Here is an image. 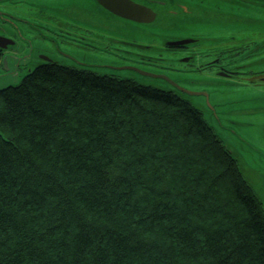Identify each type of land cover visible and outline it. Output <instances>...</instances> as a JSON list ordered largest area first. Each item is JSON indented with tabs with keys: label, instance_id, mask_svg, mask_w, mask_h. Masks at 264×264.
<instances>
[{
	"label": "trees",
	"instance_id": "16d2710c",
	"mask_svg": "<svg viewBox=\"0 0 264 264\" xmlns=\"http://www.w3.org/2000/svg\"><path fill=\"white\" fill-rule=\"evenodd\" d=\"M0 264H264V207L188 103L48 65L0 92Z\"/></svg>",
	"mask_w": 264,
	"mask_h": 264
},
{
	"label": "flooded vegetation",
	"instance_id": "af4514ba",
	"mask_svg": "<svg viewBox=\"0 0 264 264\" xmlns=\"http://www.w3.org/2000/svg\"><path fill=\"white\" fill-rule=\"evenodd\" d=\"M131 1L150 8L156 15L154 22L138 25L125 21L109 14L97 0L94 2L99 6L98 13L87 12L85 23L83 16H78L76 22H70L67 18L41 12L0 10L2 20L18 30H0L1 37L14 42L13 46L4 50L3 55L22 58L25 55L22 49L29 47V44L30 47H63L32 53L31 60L35 59V69L55 65L85 72L91 67L108 66L92 63L91 60L117 54L133 60H126L127 63L151 67L158 72H148L127 65L121 68L129 67L158 75L170 72L172 76L168 77L173 84L204 95V113L186 101L183 97L185 94L173 86V92L168 90V93L199 111L215 132L219 130L227 134V137L243 142L262 154L261 162L264 165V145L262 152L252 147L237 121L239 118H254L257 108L260 111L256 115L257 120L264 123V0ZM12 2L17 5L23 0ZM95 16L97 21L102 22H106L105 16L108 19L112 17L109 20L115 23L122 21L139 27L146 26L140 29L144 28L142 31L150 38L145 42L136 32L117 28L113 31L106 28L97 31L89 26L91 17ZM167 21L170 23L165 28L154 27ZM139 50L150 51L151 55L141 56L138 54ZM160 50L165 52L166 58L160 56ZM62 52L71 55L66 61L70 65L58 61V57L62 58ZM201 84L215 93L214 102L210 99L209 91L195 92L189 88ZM224 88L231 89L234 94L219 97L217 93ZM205 93L208 94L207 98ZM258 96L263 99L262 103H259L262 100ZM207 101L210 105H207ZM260 105L263 107H259ZM262 130L264 132V125Z\"/></svg>",
	"mask_w": 264,
	"mask_h": 264
},
{
	"label": "rangeland",
	"instance_id": "374dc122",
	"mask_svg": "<svg viewBox=\"0 0 264 264\" xmlns=\"http://www.w3.org/2000/svg\"><path fill=\"white\" fill-rule=\"evenodd\" d=\"M0 10L2 11H9V12H19V13H44L47 15H57L59 18H67L70 22H76V19L78 16H83L85 18L86 22L88 13L87 12H94L95 14L98 13L99 6L97 3L94 2V0H23L22 3L13 5V2L8 0L0 3ZM104 19L106 22H102L100 20H96L95 17H91L90 19V27L95 28L97 31H103L102 28H106L108 31H113L114 29H122L126 31H132L136 32L138 36L142 37V41L147 42V40L150 38L145 32L140 29V27H146V26H135L130 23H125L122 21H116L113 22L104 16ZM170 21L163 22L162 24H159L158 26L154 27H161L165 28L168 26ZM95 26V27H94ZM16 29V27H14ZM13 26L7 22L3 21L0 16V30H4L6 32H13L18 31L15 30ZM31 44H29V47H24L22 49L23 52H25V55L23 58L16 59L13 56L8 60L9 68L10 70L3 71L0 68V90L7 88V87H16L21 84L22 78L26 76L31 71L35 70V59L31 60V54L38 52H44L48 51L49 49L57 50L58 48L63 49V47H30ZM129 52L134 53V51H131L128 49ZM163 58H166L165 52L160 50ZM138 54L143 56L144 54H150V51L147 50H139ZM62 58L58 57V61L61 62V64L70 65L68 62L71 55H67L66 53L62 52ZM119 55H111L109 57H101V58H95L91 60L92 63H100V64H107L106 67H91L89 70L95 72L97 75L100 76H113L117 79H131L130 81H133L138 84L150 86L153 88H161L162 90H171V85L168 82H163L160 79H153V78H147L144 77L135 71L129 70V67L121 68L125 65L134 67L137 69L145 70V71H156L154 68H149L146 66H142L139 64H133L125 62L126 60L133 61L132 59L120 57ZM137 59V58H136ZM77 67V66H74ZM78 68V67H77ZM166 72V71H162ZM165 76H172L170 72L164 73ZM169 78V77H168ZM195 92H205L209 91L210 99L212 102L215 101V93L210 90L206 85H196L189 87ZM190 91V90H189ZM237 92V91H236ZM238 93V92H237ZM231 89H222L220 90L217 95L219 97H225L228 95H233ZM192 106L200 110L202 113H204V97L203 96H188L183 95ZM258 99H261L263 102V99L258 96ZM259 107H263V105H260ZM259 109H255L254 112V118L252 119H243L239 118L237 119L240 129L244 131L243 135L246 138H249L251 142V146L255 149H258L262 152V145H264V132L262 130V127L264 123L259 122L256 117V115H259ZM238 116V115H237ZM250 120V121H249ZM217 134L220 136V138L223 140L224 144L228 148V150L233 154V156L237 159L240 170L246 179V181L250 184V186L253 188L255 194L259 197V199L262 201V205L264 207V165L261 162L262 160V154L254 151L250 146L247 144L240 142L238 140H234L230 137H227V134L222 133L219 130H216Z\"/></svg>",
	"mask_w": 264,
	"mask_h": 264
},
{
	"label": "water",
	"instance_id": "95a60500",
	"mask_svg": "<svg viewBox=\"0 0 264 264\" xmlns=\"http://www.w3.org/2000/svg\"><path fill=\"white\" fill-rule=\"evenodd\" d=\"M4 1H8V0H0V3L4 2ZM10 1H13V0H10ZM97 2L101 6H103L104 10L107 11L109 14H111V15H113L115 17H118L120 19H123L125 21L138 24V25H149L152 22H154V20L156 18L155 13L150 8H148L147 6L135 3V2H133L131 0H97ZM183 43L184 42H181V44H183ZM13 45H14L13 41H11L9 39H6V38H3V37L0 36V52L1 53H4V50H7L8 46H13ZM11 57L12 56H3L2 61H1V65H0V68L3 71H7L8 72V70H10L9 64H8V60ZM14 58L20 59V58H17V57H14ZM129 70H134L138 74H140V75H142L144 77H147V78L160 79V80H162L165 83L168 82L171 86H173L174 88L178 89L180 91V93H183L185 95H188V96H204V95H201L202 93H193V92H190L189 90H186L184 88H181V87L177 86L176 84H173L169 80V78L167 76H165V75H158V74H155V73L154 74L153 73H148V72H145V71L132 69V68H130ZM86 72H90V73L96 74L95 72L90 71V70H88ZM109 77H113V76H109ZM121 80H123V79H121ZM124 80H131V79H124ZM139 85H142V84H139ZM147 87H150V86H147ZM8 88H14V87L4 88V89L0 90V92L6 90ZM155 89H158V90H160L162 92H168L167 90H162L161 88H155ZM169 92H173V91L170 90ZM205 96L207 98L208 94L205 93ZM185 100L188 101V99H185ZM207 105H210L209 101H207ZM225 147H226V145H225Z\"/></svg>",
	"mask_w": 264,
	"mask_h": 264
}]
</instances>
